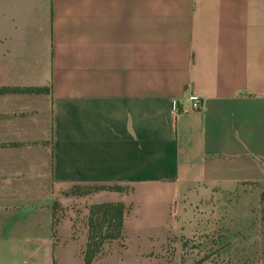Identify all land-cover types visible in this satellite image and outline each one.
Here are the masks:
<instances>
[{"label": "crops", "instance_id": "crops-1", "mask_svg": "<svg viewBox=\"0 0 264 264\" xmlns=\"http://www.w3.org/2000/svg\"><path fill=\"white\" fill-rule=\"evenodd\" d=\"M263 190L264 0H0V264H84L109 203L92 264L239 256Z\"/></svg>", "mask_w": 264, "mask_h": 264}, {"label": "rangeland", "instance_id": "rangeland-1", "mask_svg": "<svg viewBox=\"0 0 264 264\" xmlns=\"http://www.w3.org/2000/svg\"><path fill=\"white\" fill-rule=\"evenodd\" d=\"M259 200V205L254 211L257 239L253 245L241 243L244 245L243 253L232 256L229 246L220 242L217 237L191 241L186 246V253L189 255L186 264H201V259H206L209 264H264V201L261 202V194Z\"/></svg>", "mask_w": 264, "mask_h": 264}, {"label": "trees", "instance_id": "trees-1", "mask_svg": "<svg viewBox=\"0 0 264 264\" xmlns=\"http://www.w3.org/2000/svg\"><path fill=\"white\" fill-rule=\"evenodd\" d=\"M103 187H90L85 193L99 190ZM116 189V188H110ZM77 192V190H73ZM264 201V190L261 193V202ZM124 206L120 203L94 205L90 208L88 219V241L84 253V264H92L100 252L103 242L117 239L122 230ZM264 218V215H263Z\"/></svg>", "mask_w": 264, "mask_h": 264}, {"label": "built area", "instance_id": "built-area-1", "mask_svg": "<svg viewBox=\"0 0 264 264\" xmlns=\"http://www.w3.org/2000/svg\"><path fill=\"white\" fill-rule=\"evenodd\" d=\"M191 101V110L196 111L201 107V103L199 99L195 96L190 98ZM173 117L176 119L178 115L181 113L180 109L178 108V104L174 103L173 109H172Z\"/></svg>", "mask_w": 264, "mask_h": 264}]
</instances>
